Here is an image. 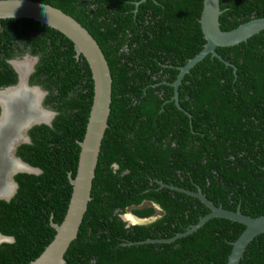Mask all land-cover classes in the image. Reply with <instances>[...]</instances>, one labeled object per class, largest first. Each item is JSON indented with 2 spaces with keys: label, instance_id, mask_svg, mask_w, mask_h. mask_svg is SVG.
Here are the masks:
<instances>
[{
  "label": "trees",
  "instance_id": "16d2710c",
  "mask_svg": "<svg viewBox=\"0 0 264 264\" xmlns=\"http://www.w3.org/2000/svg\"><path fill=\"white\" fill-rule=\"evenodd\" d=\"M60 8L96 39L112 84L108 126L101 140L91 199L64 264H226L244 225L213 217L190 234L209 208L197 197L161 186L200 188L215 205L264 214V30L207 54L178 85L179 66L204 43L203 0H37ZM220 27L264 16V0H220ZM30 28L42 29V40ZM30 37L40 55L33 73L56 114L34 125L16 155L41 169L18 172L17 189L0 199V264H29L51 241L67 210L92 99L91 70L62 32L32 18L0 19V85L16 74L5 58L15 39ZM39 38V35H38ZM4 55V56H3ZM161 214L127 225L121 214ZM238 264H264V233L246 246Z\"/></svg>",
  "mask_w": 264,
  "mask_h": 264
},
{
  "label": "water",
  "instance_id": "95a60500",
  "mask_svg": "<svg viewBox=\"0 0 264 264\" xmlns=\"http://www.w3.org/2000/svg\"><path fill=\"white\" fill-rule=\"evenodd\" d=\"M220 13V0H203L199 22L205 38V43L199 52L188 58L185 64L178 67L179 72L175 80L171 82L174 87L172 98L178 107H180V105L178 103L177 88L184 74L188 72L191 67L207 54L216 56L228 64V62L222 59L216 51L217 46L238 44L253 34L264 30V16L252 17L231 29L223 30L219 22ZM22 17L32 18L40 23L47 24L67 36L73 42L76 56L82 54L86 59L93 79L92 104L83 139L78 142L80 151L77 169L75 176L69 177L72 191L67 210L60 223L51 222L55 230L53 238L44 247L41 253L29 262V264H64V253L70 242L76 237L87 204L91 199L92 180L95 174L101 140L108 126L112 77L108 62L100 45L90 32L74 17L58 7L37 0H0V19ZM40 100L41 98L38 100L36 106L40 105ZM42 110H45L43 104ZM54 114L55 113L51 114L48 122L42 121V123L50 126ZM40 122L41 121L28 122V124L22 128L23 133L26 134L27 129L32 123L38 124ZM23 142H29L27 135L26 140ZM18 143V141L12 139L9 152L15 159L28 166L31 170H17L11 172L10 178L14 182V190L9 197H0V199L6 201H9L16 192L17 182L14 180V175L16 173L26 172L38 174L41 172L40 168L30 165L16 155ZM158 182L161 186H168L172 189L183 191L197 197L209 208V212L201 216L196 223L191 224L186 230L177 232L172 237L146 239V242L172 241L175 238L190 234L197 230L210 218L222 217L239 222L245 226L238 237L232 242V247L226 262V264H238L248 243L258 234L264 233V214L251 216L243 213L239 207L236 209H229L221 205H215L205 196L200 188L193 191L174 184L164 183L161 180H158ZM127 213L136 217L138 220L131 222L125 218V214ZM121 218L127 225L147 223L154 219L152 216L138 217L131 211L122 213ZM0 235L13 237L11 235L2 234L1 232Z\"/></svg>",
  "mask_w": 264,
  "mask_h": 264
},
{
  "label": "flooded vegetation",
  "instance_id": "af4514ba",
  "mask_svg": "<svg viewBox=\"0 0 264 264\" xmlns=\"http://www.w3.org/2000/svg\"><path fill=\"white\" fill-rule=\"evenodd\" d=\"M29 31H31L30 35L34 39H39V41L41 42L42 29L30 28ZM18 37H11V39H15L16 43L12 47V56L5 58V61L15 72L16 80L12 83H4L0 85V115L2 114L3 110V114L0 117V130L4 126V123L11 113L13 114V116L15 115V113L16 115H25V118L21 121H19L18 119L19 124H15V129H18V132L17 134L15 132L13 140L18 141L19 145L21 143H27L23 142L24 140H26V135L30 142V136L28 133L29 130L34 125L42 124V121H46V118H50V115L52 113H55V110H53L49 104H44V98L46 97L48 91L42 86V82L33 75V73L36 71L37 63L40 60V55L32 51L33 48L37 47V45H31L29 42L30 37H28L27 35L21 40H19ZM40 98L41 103L39 106H36ZM42 104L45 110H42ZM44 113L48 116L42 118V114ZM49 118L47 119V121L49 120ZM31 121L41 122L38 124L32 123V125L27 129L26 134H21L20 130H22V128ZM12 160L14 161V163H16L15 166L9 164H12ZM8 166L10 167V169L8 168ZM24 166L25 165L23 163L19 162L11 154H9V151L5 154L0 153V183L2 187L5 186L4 188H2V190H0V196L6 197L13 192L14 183L9 178V173L16 170H28Z\"/></svg>",
  "mask_w": 264,
  "mask_h": 264
},
{
  "label": "rangeland",
  "instance_id": "374dc122",
  "mask_svg": "<svg viewBox=\"0 0 264 264\" xmlns=\"http://www.w3.org/2000/svg\"><path fill=\"white\" fill-rule=\"evenodd\" d=\"M18 110V109H17ZM18 114L13 116V114L11 113L9 115V117L7 118L6 122L4 123V126L2 127V129L0 130V153H6L9 151V146L11 145V140L13 139V136L15 135V132L17 134L18 129H15V124H19V121H21L22 119L25 118V115H21ZM48 115H46L45 113L42 114V118L47 117ZM19 119V121H18ZM21 134L23 133L22 130H20ZM8 148V150H7ZM10 154V152H9ZM12 166H15L16 163H14V161L12 160V164L9 163ZM8 168L10 169V167L8 166ZM2 186L0 183V190H1ZM127 212H130V208L127 209ZM161 212L158 209V207H156V212L152 215V218H156V216L160 215Z\"/></svg>",
  "mask_w": 264,
  "mask_h": 264
},
{
  "label": "bare ground",
  "instance_id": "6f19581e",
  "mask_svg": "<svg viewBox=\"0 0 264 264\" xmlns=\"http://www.w3.org/2000/svg\"><path fill=\"white\" fill-rule=\"evenodd\" d=\"M4 104H5V103H4ZM2 114H3V110H2ZM2 114H1V115H2ZM50 116H51V115H50ZM0 117H1V116H0ZM48 118H49V117H48ZM48 118H46V121H44V122H48V121H49V120L47 121ZM49 119H50V118H49ZM24 139H25V138H24ZM19 162H20V161H19ZM17 165H18V164H17ZM24 167L27 168L28 170H31V169H30L28 166H26V165H25ZM17 168H18V167H17ZM21 168H22V165H21ZM25 168H24V169H25ZM16 171H17V170H16ZM21 171H24V170H21ZM11 172H13V171H11ZM11 172L9 173V178H10V174H11ZM10 179H11V178H10ZM11 181L13 182L12 179H11ZM13 183H14V182H13ZM13 185H14V184H13ZM4 187H5V186H4ZM4 187H2V188H4ZM2 188H1V190H2ZM11 188H12V187H11ZM11 194H12V193H11ZM11 194H10V195H11ZM4 195H5V194H4ZM10 195H8V196H6V197H9ZM0 197H2V196H0ZM125 218H127V219L130 220L131 222H134V221L138 220L136 217H134V216H132V215H130V214H128V213L125 214ZM0 236H1V235H0Z\"/></svg>",
  "mask_w": 264,
  "mask_h": 264
},
{
  "label": "clouds",
  "instance_id": "9594fccd",
  "mask_svg": "<svg viewBox=\"0 0 264 264\" xmlns=\"http://www.w3.org/2000/svg\"><path fill=\"white\" fill-rule=\"evenodd\" d=\"M56 114V112H55ZM54 114V116H55ZM53 116V118H54ZM52 118V120H53ZM52 120H51V123H52ZM44 124V123H42ZM0 243H14V238L13 237H8V236H0Z\"/></svg>",
  "mask_w": 264,
  "mask_h": 264
}]
</instances>
